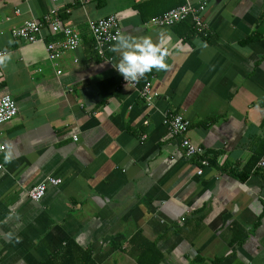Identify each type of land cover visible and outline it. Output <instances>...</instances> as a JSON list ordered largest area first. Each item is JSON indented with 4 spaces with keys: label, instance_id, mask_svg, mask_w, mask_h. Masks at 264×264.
I'll list each match as a JSON object with an SVG mask.
<instances>
[{
    "label": "crops",
    "instance_id": "crops-1",
    "mask_svg": "<svg viewBox=\"0 0 264 264\" xmlns=\"http://www.w3.org/2000/svg\"><path fill=\"white\" fill-rule=\"evenodd\" d=\"M202 1L205 33L153 23ZM110 15L122 34H164L168 67L145 75L151 106L121 82L116 53L94 50L89 22ZM57 18L78 49L50 29L13 36ZM0 51V97L19 109L0 125V264H264V0H0ZM174 114L203 155L170 134ZM51 176L62 182L30 199Z\"/></svg>",
    "mask_w": 264,
    "mask_h": 264
},
{
    "label": "built area",
    "instance_id": "built-area-1",
    "mask_svg": "<svg viewBox=\"0 0 264 264\" xmlns=\"http://www.w3.org/2000/svg\"><path fill=\"white\" fill-rule=\"evenodd\" d=\"M207 1L200 3L186 2L180 6H177L167 13L155 17L153 23L160 26H173L184 20L192 19L195 28L200 33H205L208 24L205 21V13L207 10ZM89 28L94 39V50L103 59L109 62L114 61V57L108 54L111 51V45L116 42V37L122 34V27L117 15H110L89 22ZM50 29L53 33H61L65 36L66 45L71 50H76L81 44L82 38L79 32L69 26H63L59 18L54 21L47 19L45 21L32 19L25 22L22 26L13 30V36L18 39H22L28 42H37L43 40L44 30ZM47 52L51 59H57L60 57V51L56 48V45L49 43L47 45ZM0 51V54H3ZM109 55V56H108ZM117 74L121 78V82L124 85L130 86L138 95L149 105H153L156 99L153 93V83L151 79H147L145 76L139 81H126L124 76L119 73L115 68ZM58 73H61L59 70ZM19 112L17 102L11 95H4L0 97V125L11 121L17 116ZM164 125L168 128L169 132L173 136L182 137L181 146L185 149L188 157H195L203 155V148L195 145L187 133L190 129V121L182 114H174L164 117ZM75 140H78V136L75 135ZM1 150V148H0ZM203 166L208 165V161L203 159L201 161ZM4 166L0 163V172ZM257 168L264 171V154L261 156L257 163ZM198 174L203 173V169H198ZM62 182L58 177H47L43 181L33 185L29 191V198L34 201H41L46 195L49 184L58 185Z\"/></svg>",
    "mask_w": 264,
    "mask_h": 264
},
{
    "label": "clouds",
    "instance_id": "clouds-1",
    "mask_svg": "<svg viewBox=\"0 0 264 264\" xmlns=\"http://www.w3.org/2000/svg\"><path fill=\"white\" fill-rule=\"evenodd\" d=\"M164 34L159 41L150 36L137 38L131 34H120L116 42L111 45V51L119 56V62L114 64L126 81H139L153 69L166 70L168 51L162 48ZM11 59L7 53L0 54V64H6Z\"/></svg>",
    "mask_w": 264,
    "mask_h": 264
},
{
    "label": "trees",
    "instance_id": "trees-1",
    "mask_svg": "<svg viewBox=\"0 0 264 264\" xmlns=\"http://www.w3.org/2000/svg\"><path fill=\"white\" fill-rule=\"evenodd\" d=\"M154 262H155V263H153V264H158L159 260H157V261L155 260Z\"/></svg>",
    "mask_w": 264,
    "mask_h": 264
}]
</instances>
